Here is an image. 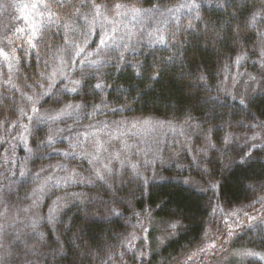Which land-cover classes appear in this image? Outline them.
Instances as JSON below:
<instances>
[{
    "label": "trees",
    "instance_id": "obj_1",
    "mask_svg": "<svg viewBox=\"0 0 264 264\" xmlns=\"http://www.w3.org/2000/svg\"><path fill=\"white\" fill-rule=\"evenodd\" d=\"M16 2L31 3L37 0ZM44 2L49 3L50 0ZM124 2L146 10L159 5L156 11L167 13L169 9L192 0ZM194 2L198 8L191 11L186 8L180 17L171 19L167 24L164 29L167 47L151 44L150 37L143 34L126 52L128 63L121 62L116 67L110 65L103 70V75L91 78L88 84L81 85L80 91H67L64 94L66 102L87 99V108L80 113L79 119L83 126L90 119L104 121L118 118L127 121L188 124L195 128L190 151L186 153H190L187 158L189 164L180 174L181 178H176L165 170L167 178L161 179L160 175L143 188L136 182H118L110 189L102 186V182L69 184L66 190L68 207L59 215L54 230L48 226L50 230L45 232L47 240L52 243L51 248L54 247L55 250L58 246H63L64 251L58 255L48 252L42 264H129L133 262V252L149 218L175 220L178 223L176 229H170L172 236L169 240L150 257L147 264L180 262L187 253L217 237L222 225L223 209L253 204L262 192L264 184L249 179L251 171L243 173L236 169L233 160L240 159L237 153L245 149L243 142L258 131V125L264 122V103L259 102L264 97H258L257 104L249 112L239 105L237 98L234 100L231 96H226L224 91L227 88L234 95L227 87L225 78L228 79V72L234 61L242 55H246L248 60L261 58L264 62V42L259 34V30H264V18H258V24L254 28H238L247 15L244 6L247 4L249 8L259 9L261 0ZM38 9L46 11L43 7ZM77 9L82 13L87 12V8H81L80 0H69L63 7L53 5V11L62 23L69 22L70 19L75 21L74 27L78 31L73 34L84 28L83 21L77 19ZM238 9L241 11H237ZM5 26L14 30L26 25L18 10L9 9L7 13L0 15V38L5 34ZM63 31L60 25H52L49 29L51 49H41L39 60L35 58V54L26 58L19 72H9L7 66L0 63V164L4 163L3 159L11 145L17 143L18 129L24 121L19 108L28 103L24 93L32 94L28 85L38 78L36 73L44 70L45 62L51 60L56 47L63 43ZM97 32H101L99 28ZM8 34L11 35V32ZM90 40L98 43L99 36L93 33ZM20 43L21 40H16V44ZM169 57H172L171 61ZM137 65L141 66V71L145 74L143 80L136 74ZM161 69L163 75L159 82L148 78L160 73ZM201 74L205 77L203 81L198 79ZM9 77L11 83L7 82ZM98 82L101 83L99 89L95 88ZM64 83L70 84V81ZM181 84H191L193 90L199 88L201 104L205 97H211L217 106V118H209L212 104L202 112L199 106L191 103ZM93 105L100 107L93 111ZM70 119L63 124L71 122ZM35 127L41 129V132L39 136L30 135V177L41 168L47 172L57 161L70 172L75 170L77 174L84 171L83 157L56 152L62 148L64 140L55 139L51 146L33 143L34 139H43L47 130L45 125L36 124ZM250 127L253 131H249ZM226 137L229 141L227 144ZM209 143L215 147H210ZM259 150L264 152V147ZM162 172L164 174V170ZM89 176L88 173L85 177ZM185 177L197 178L206 186L207 191L201 192L197 188L194 193L182 191L180 185ZM31 183V178L28 177L16 181L9 192L3 187L2 193L6 195L8 202L6 207L11 212L25 209L28 204L26 193H30ZM0 186H4V183L0 182ZM113 208L116 212L110 213L109 209ZM173 212H177V216L171 217ZM263 231L262 224L245 231L243 228V234L238 236L237 241H246L251 247L264 252V247H261L264 244V235H261ZM137 236L139 239H136ZM245 264H264V260L254 256L248 258Z\"/></svg>",
    "mask_w": 264,
    "mask_h": 264
},
{
    "label": "snow or ice",
    "instance_id": "obj_2",
    "mask_svg": "<svg viewBox=\"0 0 264 264\" xmlns=\"http://www.w3.org/2000/svg\"><path fill=\"white\" fill-rule=\"evenodd\" d=\"M65 2H69V0H50L49 3H45L44 0H37V2L31 3H18L16 0H0V15L7 13L9 9H16L19 11L26 25L25 27H16L14 30L8 29L5 26V34L0 38V63L6 65L9 72L13 70L19 72L26 58L35 54V58L39 60L41 49H51L49 43V29L52 25H60L64 30L61 34L63 43L56 47L51 60L45 62L44 70L36 73L38 78L33 80L32 84L28 85V89L32 94L29 95L27 92L24 93L28 103L26 106H21L19 108L20 115L25 117L29 121V124L33 125L31 129L29 128V124L22 125L25 132H28L34 137L39 136L41 129L36 128L35 125L41 124L46 126L47 130L44 138L39 141L34 139L33 143H46L49 146L54 144L56 136L62 131L58 125L66 122L68 118L79 120L80 113H82L88 105L86 98L82 99L80 102H66L65 92L70 91L76 93L80 91L81 85L88 84L91 78L103 75V70L110 65L116 67L121 62L128 63L125 54L131 48V45L129 43L121 44L119 42L123 40V37H118L116 35L118 28L113 26L110 31L104 30L102 32H97V25L103 30L104 25L101 21L108 20L109 14L113 15V17H120L130 12L133 19H135L149 12V10L139 8L135 5H129L125 3L124 0H99V2L98 0H80L81 8H87V12L82 13L80 9L76 10L77 19L82 20L84 25V28L79 30L82 39H77L72 35L78 31V29L74 27L75 21L70 19L69 22L62 23L57 13L53 11V5L63 7ZM39 7H43L46 11H39ZM159 7V5H153L152 10L156 11ZM244 7L247 10V15L245 21L238 25V28L241 30H247L250 27L254 28L258 24V18H264V0H261L259 9L249 8L247 4ZM180 8H188L191 11L192 9L198 8V5L192 0V2L180 4L177 11H179ZM169 11H171V9H169ZM237 11L241 10L238 9ZM197 16H199L198 11ZM36 17H39V19ZM229 28H231L230 23ZM156 31L160 32L159 29ZM9 32H11V35L8 34ZM93 33L99 36L98 43H94L90 40ZM259 34L261 41L264 42V30H259ZM148 35L151 44L168 46L162 32H160L158 36L151 32ZM13 37L16 39H13ZM16 40H21L22 43L16 44ZM93 43L94 47H92ZM112 53H115V55H112ZM171 59L172 57H169V61H171ZM135 67L136 74L143 80L145 74L141 71V66L137 65ZM162 75L163 69H161L160 73L155 74L154 77L150 76L148 78H152L155 82H159ZM30 78L31 77H29V79ZM198 79L203 81L205 77L201 74ZM249 79L257 84L258 87L253 88L252 95L247 97V103L243 97L239 99L238 103L243 108H247L250 112L251 107L257 104V98L264 97V73L261 74L259 79H257L256 76H250ZM64 81H70V84L64 83ZM7 82L11 83V77H9ZM181 87L185 89L189 101L195 106H199L202 112L209 104H212V108L209 109V118L213 120L217 118L219 113L211 97H205L204 103L201 104L199 88L193 90L191 84H181ZM95 88H101V83H96ZM224 91L226 96H231L234 100L236 99V96L232 95L227 88H225ZM259 102L264 103V100H260ZM101 103H103V101H101ZM45 105L50 106L45 107ZM99 107L100 105H93V111ZM137 123H139L141 127L147 128L152 126L153 122L144 120ZM53 125H57V127L53 128ZM105 127L108 126L105 125ZM133 127H136V125H133ZM249 131H253L251 127ZM262 134H264V122H261L260 125H258V131L253 132L252 136L249 137L251 143L247 145V149L257 150L246 151L245 149H241V152L237 153L240 159L233 160L236 169H239L243 173L251 171V176L248 178L260 184H264V152L259 150V148L264 147V144L261 143L264 141V135ZM84 135L87 136L88 134L85 133ZM21 139L26 141L27 136L21 134ZM228 142V138L226 137L225 144ZM209 146L215 147V145L211 143H209ZM124 147L127 149L129 146L125 144ZM28 151L31 152L32 149L29 148ZM95 159L96 157H93V160ZM113 161H117L119 167L113 164ZM89 163H92V161H89ZM144 163L150 164L151 161L145 160ZM208 163L211 164V161H208ZM53 167L61 168L63 166L57 163ZM18 168L20 176H26L30 173L26 163L19 164ZM44 171L45 170L41 168L39 172L34 174L36 177L34 187L30 193H26V198L31 200V207H38L40 200L49 190V182L54 179L51 174H45L42 177L41 173ZM13 175H15V173H13ZM155 180L156 177L149 178L144 176L137 163L132 162L127 157L121 158L120 152L113 153L107 163L94 167L89 177L79 175L77 179L75 170H72L69 175L63 178V182L66 184L75 182L94 184L96 182H102V186L109 189L118 182H136L139 187L143 188L145 184H149ZM109 181H111V183H109ZM60 183L61 180L57 178L55 180V185L59 186ZM241 183H243V178H241ZM3 187L5 186H0V200L3 199ZM180 187L182 191H188L189 193H194L196 191V185L191 181H183ZM59 201L60 198L54 201L53 204L55 206L49 210L47 221L50 224L56 222L63 207ZM23 210L25 212L28 211V209ZM109 212L115 213L116 209H109ZM175 216H177V212L171 213V217ZM184 218L187 219V216ZM41 219L44 218L37 216L35 219L31 220L28 225V227L31 228V233L29 235L36 237L39 242L45 241V234L39 230ZM162 223L167 229H176L178 222L175 220H168L162 221ZM259 223H264V221H260ZM4 231V226L0 225V240L4 239ZM261 235H264V232H262ZM21 244L24 246L23 249L20 246ZM261 247H264V244H262ZM34 251V248H29L22 233L17 231L12 241L9 242L7 246L4 243H0V264H30L27 257L29 252ZM63 251V246H58L54 250V254L58 255ZM232 255L234 257H239L241 261L250 256H255L264 260V253L252 250H237L232 253ZM21 256L24 257L23 260L20 259ZM73 264H75V262H73Z\"/></svg>",
    "mask_w": 264,
    "mask_h": 264
},
{
    "label": "rangeland",
    "instance_id": "obj_3",
    "mask_svg": "<svg viewBox=\"0 0 264 264\" xmlns=\"http://www.w3.org/2000/svg\"><path fill=\"white\" fill-rule=\"evenodd\" d=\"M178 7L172 8L171 11L167 13L149 10V12L135 19H133L130 12L120 17H113V15L109 14L108 20L101 21L104 25V29H100L99 25H97V28L102 32L104 30L110 31L113 26H116L118 28L116 35L118 37H123V40L119 42L121 44L129 43L132 48L138 41V37L143 34H147L148 37V34L151 32L158 36L160 32H162L164 35V29L171 19L180 17L186 9L180 8L179 11H177ZM36 18L39 19V17ZM157 29H159L160 32H157ZM72 35L77 39H82L80 32ZM258 59L259 58L248 60L246 55H242V57L234 61L228 72V79H226L227 87L229 86L228 88L238 100L243 97L247 102V97L252 95L253 88L258 87L257 84L249 79L250 76H256L257 79H259L261 74L264 73V62L261 58L260 60ZM70 120L71 122H67L66 124L60 123L58 125L62 131L58 133L56 139L64 140L65 143L62 145V148L58 149L56 152L71 156L75 154L78 158H84L85 162L83 166L85 169L82 173L77 172V179L79 175L85 177L88 173H91L94 167L107 163L111 155L115 152H120L121 158L127 157L132 162L137 163L140 171L147 177L157 178L161 175V178H165V170H168L166 171L167 173L171 175L174 174L176 178H181L180 174L189 164L187 158L190 153L188 155H186V153L190 151L193 135H195V128H191L188 124L152 121V126L143 128L137 123L139 121L109 118L104 121L90 119L83 126L79 123V120H75V118H71ZM24 124H29V121L25 117L18 129L17 143H13L14 145L12 144V147L10 146L11 148L7 151L3 159L4 163L0 164V182L4 183V188L8 192L12 185L18 180L27 179L28 177L31 178L32 188L36 182L35 175H31V177L30 175H19V164L26 163L29 169L28 154L30 152L28 149L30 134L24 131L22 126ZM105 125L108 127H105ZM133 125H136V127H133ZM32 127L33 125L29 124V128L31 129ZM55 127H57V125H53V128ZM85 133L88 135L85 136ZM21 134L27 136L26 141L21 139ZM246 140L247 141L243 142L244 146H246L245 150L256 151L257 149H247V145L250 144L251 141L249 138ZM261 143L264 144V141ZM125 144L129 146L127 149L124 147ZM93 157H96V159L93 160ZM145 160L151 161V163L145 164ZM89 161H92V163H89ZM57 163H60V161H57ZM113 164L119 167L117 161H113ZM163 170L164 174L162 172ZM13 173H15V175H13ZM70 173L69 170L63 167H52L47 172L41 173L42 177L45 174H51L54 179L49 182V190L40 200L38 207H31V200H27L28 204H26L27 206L25 207V209H28L27 212H25L23 208L11 212L10 209L6 207L8 203L6 195L2 193L3 199L0 200V225L4 226L5 231L3 233L4 239L0 240V243H4L7 246L8 243L12 241L15 233L20 231L27 241L29 248L35 249L34 252H29L27 257L30 264H42L45 254L54 252V247L51 248L52 243L47 240L45 232L50 230V228L52 231L54 230L59 216L54 224L48 223L47 217L50 208L55 206L53 202L57 201L58 198H60L59 202L63 205L59 215L67 209L69 197H67L66 190L71 183H64L63 178ZM57 178L61 180L59 186L55 185V180ZM183 181H191L201 192L207 191L206 186L197 178L185 177ZM37 216L44 218L40 220L39 224V230L45 234V241L43 242H39L36 237L29 235L31 233V228L28 227V225L30 221ZM162 221L164 220L147 219L144 233L138 242L136 240L137 247L133 252L135 255L133 262L129 264H147L150 257L169 240L172 233L170 229L165 227ZM260 221H264V188L253 204L234 209H223L221 229L214 240L212 239L200 245L195 251L193 250L187 253L180 262L167 263L245 264L248 258L254 256L246 257L241 261L239 257H234L232 253L237 250L264 252L251 247L249 244L245 243L246 241L238 242L237 238L239 235L241 236L243 234V228L245 231L246 229L255 227L257 224H262L264 228V223H259ZM48 226H50L49 229ZM136 239H139V237L137 236ZM20 246L23 249L24 246L22 244ZM20 259L23 260L24 257L21 256ZM167 263L159 262V264Z\"/></svg>",
    "mask_w": 264,
    "mask_h": 264
}]
</instances>
